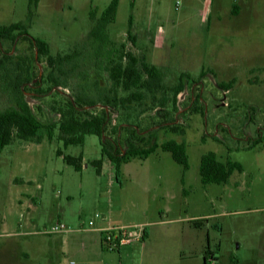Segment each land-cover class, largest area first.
<instances>
[{
	"label": "rangeland",
	"instance_id": "obj_1",
	"mask_svg": "<svg viewBox=\"0 0 264 264\" xmlns=\"http://www.w3.org/2000/svg\"><path fill=\"white\" fill-rule=\"evenodd\" d=\"M200 1L182 0L175 10V0H119L115 20L107 26L117 46L124 43L126 50L140 59L145 55L164 70L165 87L154 93L141 89L138 101L106 109L110 121L105 134L126 148L127 124H135L140 135L158 144L183 141L188 169L184 172L170 152L157 147L145 159L134 157L123 164L118 181L97 135L66 148L57 128L51 139L44 131L38 142L14 138L0 152V264H203L207 249L212 252L208 264H264V142L246 147L249 138L264 133V68H257L264 66V51L247 55L243 49L248 46L234 45L222 31L208 29L197 15ZM109 2L37 0L29 18V0H0V26L25 24L30 35L49 43L53 55L77 51L69 61L51 67L20 36L15 43L0 42V76L12 78L23 71L39 81L25 90L42 121L59 122L60 110L73 97L99 100L111 95L108 60L117 59L106 56L109 44L105 49L89 35L90 10L96 8L99 16ZM130 15L135 43L127 37ZM158 26L163 29L161 46L153 49ZM182 72L192 78L180 77ZM179 77L183 93L177 97L173 87ZM233 78L229 89L216 86ZM38 90L43 94L31 98ZM133 90L117 88L116 96ZM12 101L0 84V109ZM57 149L73 156L82 152V169L67 164ZM207 151L222 161H239L243 171L233 172L227 183L203 185L199 164ZM99 158L97 173L92 161ZM195 219L203 224L195 227ZM139 222L145 223L148 235L119 249H105L91 236L98 233L83 232ZM59 223L69 230L51 232Z\"/></svg>",
	"mask_w": 264,
	"mask_h": 264
},
{
	"label": "trees",
	"instance_id": "obj_2",
	"mask_svg": "<svg viewBox=\"0 0 264 264\" xmlns=\"http://www.w3.org/2000/svg\"><path fill=\"white\" fill-rule=\"evenodd\" d=\"M37 0H29L28 17L31 18L34 14ZM119 0H110L108 5L97 16L96 8H92L89 12L92 21V27L89 31L90 37L100 41L101 46L109 44L110 47L106 49V56L116 57V60H108L111 64L107 69L109 70V82L112 86L111 95H104L99 100L93 98H81L79 96L73 97L67 101L62 110H60L59 122L42 121L36 116L28 100L26 99V90L30 85L39 86V81H34V77L25 74L23 71L16 72L15 76L9 78L7 74L0 76V84L2 90L8 92L12 96V104L0 109V152L3 148L10 144L14 138L21 140L40 141V132L44 131L49 139L53 137L54 130L57 128L59 132V139L62 141L63 147L69 145L84 143L86 135L94 134L99 137L101 144V153L106 156L114 164L116 179L119 181L121 169L123 164L130 161L134 157L145 159L157 147L164 151L170 152L172 158L182 165L183 171L188 169V154L186 151V144L175 139H167L160 144L150 137L146 138L141 134V129L135 124H127L130 130L126 134V148L121 147L118 141L111 138L106 133L107 124L110 121L107 111L112 108L117 110V103H127L130 101H138L142 96L141 89L147 92L154 93L165 87L164 76L165 72L161 67L150 63L146 56L138 58L132 51L125 49V44L120 43L118 46L108 34L107 26L114 22ZM131 15L129 17V28L127 30V37L132 43H135V36L131 32ZM27 40L35 49L38 57L43 56L47 64L51 67L64 64L72 59L76 54V49L72 52L61 53L55 55L51 54L49 43L39 37H34L29 34L25 24L21 22L11 23L9 25L0 26V42L9 40L15 43L18 37ZM71 51V50H70ZM3 58L0 59V66H4ZM122 61H125L124 64ZM205 74L202 70L200 77ZM181 76L191 77L186 72H182ZM178 79V83L173 87L175 96L182 91V79ZM192 78V77H191ZM8 81V82H7ZM234 78L227 82H217L218 88L229 89L234 83ZM57 85V84H56ZM131 91L127 96L117 98V88ZM50 90V88H49ZM38 90L33 93L31 98L38 99L43 93ZM101 106L98 111L86 110V108H94ZM181 132L182 130L178 128ZM261 131V130H260ZM257 137L249 138L247 148L254 147L259 142H264V133H257ZM248 140V139H247ZM56 155L61 156L62 159L69 165L73 166L75 170L80 171L83 167V154L80 152L77 156L64 154L62 150L57 149ZM97 173L101 172L102 159H95L92 161ZM242 172L243 166L239 161L227 157L224 161L217 157L214 151L205 152L200 158L199 175L203 185L209 183H227L233 172ZM192 224L195 227H200L203 223L200 219L193 220ZM147 235V230L143 228V239ZM212 257V252L207 249L203 264H208V260Z\"/></svg>",
	"mask_w": 264,
	"mask_h": 264
},
{
	"label": "crops",
	"instance_id": "obj_3",
	"mask_svg": "<svg viewBox=\"0 0 264 264\" xmlns=\"http://www.w3.org/2000/svg\"><path fill=\"white\" fill-rule=\"evenodd\" d=\"M197 15L200 17L201 23L207 24L208 29L210 25L214 28V30L216 29L217 31H222L225 36L234 39L232 42L234 45L241 43L243 46H248V48L246 47L243 49L244 53L247 55H250L252 52L253 54H259L261 51H264L261 47L258 49H252L251 46H249L255 44L264 48V0H201L200 7L197 8ZM160 30L162 31L163 29L161 26H158L154 41L152 43L153 49L161 46ZM237 38H241L239 39L241 41H237ZM236 52V48H232L230 51L231 54L234 53L233 55H235ZM257 68H264V66ZM101 218L105 219L104 216ZM133 225L143 226L145 223L139 222L133 223ZM103 228L106 227L97 226L96 228L83 232L98 233L95 234L96 236L91 234V236L95 238V244H98V240L101 241V229ZM145 228L148 235V228L146 225ZM79 229L80 228H77L76 230ZM84 246L85 243L81 247L84 248ZM86 249L87 248L85 247L84 250ZM62 252L64 255H66L68 250ZM21 254L24 257L29 256L27 251H22ZM71 262L72 264H75L73 261Z\"/></svg>",
	"mask_w": 264,
	"mask_h": 264
},
{
	"label": "built area",
	"instance_id": "obj_4",
	"mask_svg": "<svg viewBox=\"0 0 264 264\" xmlns=\"http://www.w3.org/2000/svg\"><path fill=\"white\" fill-rule=\"evenodd\" d=\"M182 0H175L174 8L179 9ZM227 91V90H226ZM183 92H179L177 97ZM179 101V99H178ZM224 105H227L225 103ZM99 215L96 214V217ZM103 219V218H102ZM89 225H93V220L88 221ZM140 225L134 226H114L101 229V243L105 249H119L120 247L132 243L134 240H141L143 237V228H138ZM69 228L62 223L56 224L51 228V232L68 231Z\"/></svg>",
	"mask_w": 264,
	"mask_h": 264
}]
</instances>
